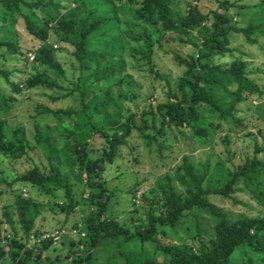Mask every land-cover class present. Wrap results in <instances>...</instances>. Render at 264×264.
<instances>
[{"label": "trees", "instance_id": "trees-1", "mask_svg": "<svg viewBox=\"0 0 264 264\" xmlns=\"http://www.w3.org/2000/svg\"><path fill=\"white\" fill-rule=\"evenodd\" d=\"M215 1V8L207 11L189 4L187 13L179 16L167 0H71L75 8L69 14H62V9L70 5L58 0H0V48L22 54L17 30L21 20L28 34L40 42L26 54L27 59L34 53L33 61L63 78V66L48 41L53 33L56 41L74 49L80 70L70 93L52 96L74 97L78 108L40 109V113L54 116L61 127L56 138L48 129H37L36 142L49 161V172L32 165L9 185H29L47 192L52 187L63 189L68 215L76 206L71 180L75 176L82 185L80 202L85 206L81 223L72 227L85 236L71 235L69 255L53 257L48 254L56 246L52 239L36 243L35 249L27 246L31 233L42 232L36 228V220L44 204L24 192L14 193L13 202L3 208L8 232L2 237L0 226V264H264V141L256 144L251 158L232 169L219 161L212 170H199L184 160L185 172L178 178L186 185L185 192L176 189L171 175L159 177L139 197L143 215L136 210L131 225L118 222L108 209L113 197L109 169L126 149L134 153L130 141L134 135L149 146L167 131H175L177 139L185 129L197 143L211 145L218 132H243L247 124L239 115V105L263 97L264 89L251 77L243 57H234L226 65L214 59L236 50L231 32L243 34L251 44L264 38V0L239 5L254 14L243 27L236 26L228 15L236 2ZM167 31L197 35L188 40L196 53L187 57L174 53L176 62L184 67L174 85L152 59L155 42L161 45ZM128 35L143 41L142 48L131 49L146 59L155 78L169 86L164 100L139 115L130 112L123 100L126 67L122 61L131 43ZM12 84L18 91L20 87L65 90L37 68L20 87ZM257 111L264 116V102ZM31 148L25 126L11 125L0 117V153L17 160ZM134 158L138 160L139 154ZM4 182L0 178V185ZM238 191L248 192L256 201L254 214L227 211L210 200V195L230 198ZM190 219L194 223L190 243L164 241V228L175 230Z\"/></svg>", "mask_w": 264, "mask_h": 264}, {"label": "rangeland", "instance_id": "rangeland-1", "mask_svg": "<svg viewBox=\"0 0 264 264\" xmlns=\"http://www.w3.org/2000/svg\"><path fill=\"white\" fill-rule=\"evenodd\" d=\"M64 6L62 14H69L74 10L71 0H58ZM236 2L235 6L228 9V15L232 18L236 26H246L253 13L250 10L240 8V4L254 3L258 0H229ZM172 11L184 16L187 13L189 4L198 7L202 11L215 8V0H167ZM130 17V16H129ZM125 28V24H123ZM19 33V46L22 54L12 53L6 48H0V117H3L11 125L22 124L26 128V136L32 146L28 155L24 158L13 160L0 153V178L6 182L0 185L2 194L0 196V226L1 236L8 232V224L3 216L5 204L12 203L14 193L24 192L41 201L45 209L36 220V228L40 231H52L58 228L70 230L74 223H81L85 206L80 202L82 192L81 184L75 176H71L75 190V209L68 215L64 209L66 204L63 189L50 188V191H41L34 186L19 185L15 187L9 185L19 174L23 173L32 165L39 166L43 171L49 172L50 165L43 150L37 145V129L49 130L52 138H56L57 128H61L57 119L52 115L40 113L42 106L52 109L78 108V100L74 97L55 98L60 94L71 92L80 75L78 63L73 55V48L65 43L56 41L55 34H51L49 42L56 50V56L64 69V77H58L57 73L44 65L36 63L26 58V54L37 47L40 42L32 35L28 34L23 21L17 23ZM189 37L197 38L195 32L189 36L173 31L164 32L160 43L155 42L152 59L156 68L169 76L171 84L174 85L182 75L184 67L179 65L174 53L178 52L182 56H190L196 53V47L189 42ZM129 47L124 50L125 77L123 98L125 107L132 113L138 114L143 110H150L159 101L166 97L169 86L165 80L155 78L150 73L146 59L142 55L131 49L132 46L142 48V42L131 40ZM182 38L183 40H181ZM231 45L236 48L233 54L225 56H215V61L221 64H229L234 57H243L248 63V71L252 78L264 89V38L259 37L258 42L251 44L247 42L243 34L231 32ZM45 71L53 79H56L65 87V90L57 91L37 87L33 89L21 88L20 83L25 78L35 72V69ZM18 84L20 90H16L13 84ZM73 93V92H72ZM77 94V93H76ZM264 102V95L261 98L254 97L239 105V115L244 118L247 124L246 129L240 133L227 131L218 132L211 145H201L190 136L187 130H183V135L176 139L175 131H167V134L158 138L151 145L147 146L138 136L134 135L131 147L135 148L134 153L131 148L123 151V157L117 160L109 169L110 179L108 186L113 190V197L109 202V212L116 217L121 224L131 225V217L136 211L143 215L142 203L139 197L150 190L156 180L165 175H171L173 184L179 192H185L184 185L178 178V174L184 173L182 167L184 160L189 164L202 170H212L219 161H225L229 168H235L243 164L248 158L254 155L256 144H263L264 141V116L257 111V106ZM138 153L139 159L135 160L134 155ZM262 156V155H260ZM200 170V169H199ZM134 193L136 195H134ZM210 200L218 207L230 211L246 212L254 214L258 209L256 201L250 197L246 191H238L230 198L219 195H210ZM194 223L192 219L184 221L177 229L164 228L162 238L166 242L180 243L182 241L191 242ZM71 235H65L61 242L57 243L53 251H49L53 257L60 256L66 258L69 255V239ZM120 264V263H118Z\"/></svg>", "mask_w": 264, "mask_h": 264}, {"label": "built area", "instance_id": "built-area-1", "mask_svg": "<svg viewBox=\"0 0 264 264\" xmlns=\"http://www.w3.org/2000/svg\"><path fill=\"white\" fill-rule=\"evenodd\" d=\"M28 56H29L31 61H33L35 59V54L32 52H30L28 54ZM79 233L81 236H85L84 231L80 232L76 228H71L70 230L65 229V228H58V229L52 230V231H43L40 234L31 233L29 238H28V241H27V246L35 249V244L42 242L45 239H52L54 245H56L57 243L61 242L62 238L65 235H76ZM5 249L8 250L9 249L8 246H5Z\"/></svg>", "mask_w": 264, "mask_h": 264}]
</instances>
